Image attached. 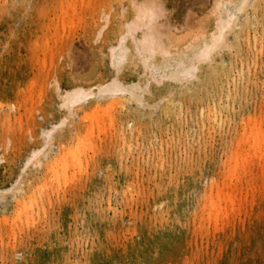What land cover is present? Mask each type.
<instances>
[{"label": "rangeland", "instance_id": "1", "mask_svg": "<svg viewBox=\"0 0 264 264\" xmlns=\"http://www.w3.org/2000/svg\"><path fill=\"white\" fill-rule=\"evenodd\" d=\"M231 1L0 0V264H264V0L172 76L139 51L188 55ZM152 3L155 44L130 36L115 70ZM112 82L132 101H98ZM78 88L94 97L71 115Z\"/></svg>", "mask_w": 264, "mask_h": 264}, {"label": "bare ground", "instance_id": "2", "mask_svg": "<svg viewBox=\"0 0 264 264\" xmlns=\"http://www.w3.org/2000/svg\"><path fill=\"white\" fill-rule=\"evenodd\" d=\"M250 0H237L234 2H228L226 3L224 7V12L222 18L219 20V32L212 37L211 40H209L207 37H203V41L197 45L190 48L192 51L188 53V55L184 56H172L169 52L165 53L164 61L161 63L155 62V50L151 51V54H146V49L144 47H139L140 56L143 59L144 66L146 69L150 71L152 76L156 77L157 80L163 79L165 77H169L172 74H176V71L179 70L184 64L192 60L197 54H202V57L210 59L211 53L217 50L220 46H222L225 43V34L227 30L230 28L232 22L237 17L239 13H241L245 5ZM154 6L155 4L152 3ZM156 8V9H155ZM155 8L152 5H143L141 7L138 20L132 24L128 25L129 32L121 35L119 42L114 45L110 50V63L113 66L115 70L120 69L127 61H128V53L129 48L127 46V40L130 36H134L137 32H142V38L138 39V42L141 44H148L149 46H153L155 44L156 38H157V32L160 28L156 26L155 22L158 14L159 9L155 6ZM158 11V12H157ZM196 43V42H195ZM192 76V72H189L184 77H190ZM118 82H112L108 85H103L101 88H99V98L98 101H101V99H107V98H120V97H129V100L132 101V94H128V92L119 86ZM94 93L91 90H86L84 88H78L70 92L67 96V103L69 104V113L71 115L74 114L75 109H78L82 107L84 104L88 103L91 99H93ZM116 104L122 103L116 100ZM115 104V103H114ZM115 104V105H116ZM122 105V104H120ZM112 106V105H111ZM217 113V110H216ZM84 121V119H83ZM66 120H62L57 126L54 127L53 130H50L45 133V136L47 139H50L53 135V131L58 130L60 127H62L65 124ZM132 124H129V127H131ZM259 153L261 154V158L264 157V145L259 146L258 148ZM45 148L39 149L35 151L29 161L27 162V165L29 163H32L34 160H37L42 154L44 153ZM64 156H60L59 159H57L54 164L51 166L53 169L54 167H58ZM230 161V160H229ZM38 166L41 165V161L39 160ZM51 168L49 172L51 171ZM49 168H47L48 170ZM54 171V170H53ZM218 183H213V186L211 187V190L218 188ZM20 191L15 193V198L17 200V204L21 203V197H18V194ZM112 252V251H111ZM108 253V252H107ZM92 256V255H91ZM94 262V261H93ZM85 264V263H84ZM95 264V262H94Z\"/></svg>", "mask_w": 264, "mask_h": 264}]
</instances>
